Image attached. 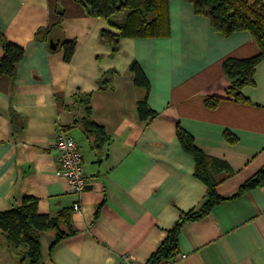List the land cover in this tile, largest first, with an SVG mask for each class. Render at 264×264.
<instances>
[{
  "label": "crops",
  "instance_id": "obj_1",
  "mask_svg": "<svg viewBox=\"0 0 264 264\" xmlns=\"http://www.w3.org/2000/svg\"><path fill=\"white\" fill-rule=\"evenodd\" d=\"M167 18V33L122 37L111 53L99 40L101 29L113 30L109 21L81 3L0 0L1 33L24 48L15 75H0V211L29 195L40 213L69 209L74 229L54 241L68 229L60 219L41 233L40 264H125L124 253L146 264L167 229L206 197L177 127L204 155L221 199L181 226L175 264H264V179L236 194L264 167V58L241 88L244 99L227 96L223 61L256 55L251 33L224 36L189 0H167ZM63 40L74 43L69 60ZM211 96L220 99L208 107ZM86 116L97 126L89 132L80 122ZM59 130L81 152L79 195L70 193L53 148ZM0 244L7 249L0 264H30L25 246H10L1 230Z\"/></svg>",
  "mask_w": 264,
  "mask_h": 264
},
{
  "label": "trees",
  "instance_id": "obj_2",
  "mask_svg": "<svg viewBox=\"0 0 264 264\" xmlns=\"http://www.w3.org/2000/svg\"><path fill=\"white\" fill-rule=\"evenodd\" d=\"M81 3L87 13L107 19L113 28L101 29L99 40L106 44L111 53L119 48L122 37H137L165 34L168 32L167 0H74ZM197 14L209 18L211 26L228 36L234 31L247 30L253 36L259 52L247 58H227L223 61V69L229 80L226 89L227 96L243 100L241 88L253 83L255 65L264 58V0H189ZM59 14H62L59 11ZM41 30L37 31V34ZM0 42L3 54L0 59V75H15L17 62L24 54V48L14 42L4 39L0 31ZM63 57L69 60L74 51L71 40H63ZM111 74V73H110ZM111 76L100 80L105 85ZM219 96L207 98L208 107L216 105ZM146 97L138 100V109L147 112ZM87 108L89 106L87 105ZM88 112V110H87ZM11 116L13 113L11 112ZM81 127L89 132L96 124L89 117L80 119ZM177 136L182 147L193 156L196 162L197 174L206 185V197L201 205L181 214L173 225L167 229L166 235L158 247L150 254L146 264H158L161 259L171 258L177 252V240L181 226L188 220H193L207 214L221 197L214 189V183L205 173L204 155L193 144L191 136L183 129L177 127ZM264 179V167L248 178L236 192L252 188ZM235 194V195H236ZM60 219L67 223V232L58 231L57 241L63 235L72 233L74 229L70 224V211L65 209L56 216L40 213L37 210V201L34 197L26 195L19 205L0 211V230L5 234L10 246L24 245L23 257L30 264H40V236L45 230L58 226Z\"/></svg>",
  "mask_w": 264,
  "mask_h": 264
},
{
  "label": "built area",
  "instance_id": "obj_3",
  "mask_svg": "<svg viewBox=\"0 0 264 264\" xmlns=\"http://www.w3.org/2000/svg\"><path fill=\"white\" fill-rule=\"evenodd\" d=\"M53 148L57 154L62 173L67 178L70 193L75 195L81 194L85 187L86 174L78 143L71 135L65 133L64 130H59L56 133ZM71 208L74 212H80V201H73ZM185 256V253L179 255L180 258H184ZM121 258L125 264H134L129 254L124 253ZM177 260L178 257L173 256L161 259L158 264H175Z\"/></svg>",
  "mask_w": 264,
  "mask_h": 264
},
{
  "label": "water",
  "instance_id": "obj_4",
  "mask_svg": "<svg viewBox=\"0 0 264 264\" xmlns=\"http://www.w3.org/2000/svg\"><path fill=\"white\" fill-rule=\"evenodd\" d=\"M57 45V41H54L53 39L49 40V47L50 48H55Z\"/></svg>",
  "mask_w": 264,
  "mask_h": 264
},
{
  "label": "rangeland",
  "instance_id": "obj_5",
  "mask_svg": "<svg viewBox=\"0 0 264 264\" xmlns=\"http://www.w3.org/2000/svg\"><path fill=\"white\" fill-rule=\"evenodd\" d=\"M1 246H2V248H1ZM5 250H6V252H7V249H5V246H3V245L0 244V251L3 252V251H5Z\"/></svg>",
  "mask_w": 264,
  "mask_h": 264
}]
</instances>
